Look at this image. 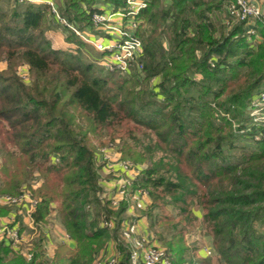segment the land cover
<instances>
[{"label":"trees","instance_id":"obj_1","mask_svg":"<svg viewBox=\"0 0 264 264\" xmlns=\"http://www.w3.org/2000/svg\"><path fill=\"white\" fill-rule=\"evenodd\" d=\"M13 2L9 14L0 8V192L17 195L33 174L42 179L31 191L39 199L35 223L55 203L75 243L58 245L55 262L96 264L112 239L116 264H130L120 234L127 203L116 210L100 204L90 135H106L122 140L123 159L146 163L131 189L148 190L152 202L144 216L170 264H206L185 245L198 218L195 203L220 261L264 264V118L251 115L264 93L263 29L262 41L252 44L244 21L212 19L226 0H151L139 14L146 25L138 32L140 73L110 81L80 53L50 47L43 37V26L54 19L50 5ZM60 2L62 18L93 31L90 16L99 0ZM68 36L85 45L73 32ZM20 64L27 66L25 81L17 74ZM104 219H114L112 230L102 226ZM163 223L168 238L154 231ZM41 238L30 259L0 243V264H46Z\"/></svg>","mask_w":264,"mask_h":264},{"label":"built area","instance_id":"obj_2","mask_svg":"<svg viewBox=\"0 0 264 264\" xmlns=\"http://www.w3.org/2000/svg\"><path fill=\"white\" fill-rule=\"evenodd\" d=\"M45 2L53 8V3L50 0H37ZM150 0H124V5L118 8H112L108 5L99 6V8L91 14V23L95 32L92 36L83 34L82 38L91 43L96 50L102 55L99 57V63L110 72L129 73L131 66L142 68V43L137 36L142 18L140 12L147 8ZM226 8L229 17L234 20L258 21L261 28L264 30V11L259 10L256 6L246 0H226ZM71 27V26H70ZM72 29V28H71ZM78 34L76 30L73 29ZM100 33V35H97ZM247 35L254 34L253 30H247ZM90 38H87V37ZM106 39V40H105ZM251 115L255 120L264 118L262 112L264 108V93H261L252 103ZM112 151L116 158H113ZM96 163L99 176L105 178L110 176L112 180L107 185L106 179L99 180V185L102 187L100 193L101 200L110 204V208L116 210L122 202L127 203L126 210L131 213L130 218L125 219L121 223L120 234L128 244L130 251V264H170V260L164 248L160 247L153 241L151 235H146L140 229L138 220L144 219L140 212L147 206V192L142 188L132 190L133 180L141 170L138 166L123 160L116 148L104 146L96 152ZM105 176V177H103ZM39 184V183H38ZM37 185L23 187L19 194L0 196L2 205L14 206L21 208L23 226L32 228L37 223L32 220L31 214L35 210L39 199L32 195V190ZM11 212V211H10ZM20 214V213H19ZM15 213H9L7 218L0 217V243L9 246L13 250H19V247L33 238L36 234L30 236L23 235L21 231L22 225L19 220L14 219ZM104 219L102 226L112 230L115 222ZM147 228V227H146ZM65 238H70L65 234ZM27 243L26 246H28ZM26 248V258L30 259L32 250ZM117 253L112 249L111 254L102 260L96 258V264H116Z\"/></svg>","mask_w":264,"mask_h":264},{"label":"rangeland","instance_id":"obj_3","mask_svg":"<svg viewBox=\"0 0 264 264\" xmlns=\"http://www.w3.org/2000/svg\"><path fill=\"white\" fill-rule=\"evenodd\" d=\"M50 1H52L53 8L55 10V11L52 10L53 14H54V19L52 21L46 23L45 26H43L44 27L43 28L44 29L43 37L48 40V42L50 43V47L52 49L64 50V51H68V52L73 53V54L80 53L81 54V59H83V62L90 61L91 63H93L94 67H97V68L101 69V71L97 72V73H100V75H103L104 77L109 78L110 81L119 79L121 77H130L132 75L140 73L141 69L134 67L135 65L131 66L129 73L110 72L109 70L104 68L98 61L99 57L102 54L98 50H96L95 47L91 43L85 41L82 38L83 34H85V35L87 34V36H92L91 33H93L94 30L92 31V30H88L87 29V30L81 31L74 24L68 23L64 18L61 17V14H60V12L58 10L59 6H61L60 0H50ZM99 1H100L99 2V6H103L104 3L101 2V0H99ZM18 2H19V6L20 7L24 6L25 3H32V4L45 3L44 1L43 2H38L37 0H18ZM45 4H47V3H45ZM13 5H14L13 0H0V8L2 9L3 13H5V14H9L10 13V10L13 7ZM19 6H18V9H20ZM48 18H50V16H48ZM90 20H91V16H90ZM62 25H67L68 29L71 32H73L75 35H77L79 37V39L83 43H85V45L83 44V45L80 46L77 42L72 41L71 38H69V36H68V35H70L71 32L69 30L66 31L63 28ZM140 26H145L146 27V25H141V24H140ZM73 29L76 30L78 32V34L75 33V31H73ZM138 32H139V28L137 29V36L139 37V39H140V41L142 43V40H141L140 36L138 35ZM98 35H100V33H98ZM87 38H90V37H87ZM164 46L167 49L168 43H167L166 40L164 41ZM77 47H80V51H78ZM142 47H143V44H142ZM142 57H143V55H142ZM4 66H5V64L1 62L0 63V67L2 68ZM26 67L27 66L24 65V64H20L17 67V74L20 76L21 79H24V81L28 77V71H27ZM26 81H28V80H26ZM157 81L159 82V80H157ZM153 83L154 82H153V79H152L151 80V85H153ZM139 88H140V85H139ZM101 137L102 138L90 135V144L95 146V148H96L95 149V153L98 151L99 148L110 145L111 148H114V147L116 148V152H119L120 157L122 158V146H123L122 140H120L118 138H116L114 140H110V139L107 138L106 135H103ZM101 142H104V144H101ZM113 152L114 151H112V154H113ZM1 160L2 159H1V154H0V166H1V163H2ZM56 160L57 159L55 158V161ZM123 160L138 166L140 169L146 167V163H143V162L135 163V162H133L132 160H130L128 158H124ZM96 171H97V174H98V180L107 179V177H105V176H103L105 178H101L99 176L100 170H98V164L97 163H96ZM33 175L37 176V173H35ZM33 175H32V177H30L29 179H27V181H25L23 183L22 187H30V186L37 185L38 183L39 184H38V186L36 188L41 186V184L43 182L42 179H40L39 176L34 177ZM1 188H2V185H1V182H0V189ZM100 189H102L101 186H100ZM144 190L148 194V196H147V201L148 202H147V206L144 208V210L140 212V214H143V216L145 215V211L149 208V206L151 205V202H152V198L149 195L148 190L147 189H144ZM4 194H5L4 192H0V196H2ZM8 195H10V194H8ZM100 201H101L100 204H106V206L108 205L107 208L111 209L110 208V204H108L107 202H105V201H103L101 199H100ZM168 209L169 210L166 211L168 214L176 215L175 211L171 207H168ZM111 210H113V209H111ZM193 210L196 213H198V218L196 219L193 227L191 229H189L187 231V233L185 234V238H184L185 239V245L188 246L191 249H193V248L196 249V253L200 249L204 250V252L206 253V256L204 258L206 260V264H224L222 261L219 260V258L216 255L215 250L212 247L211 236L209 234V229H208L206 223L204 222V220L201 217V208H200V206L197 203L193 204ZM10 211L12 213L13 212L15 213L14 219L20 221V224L22 225L21 231H22L23 235H28V236L31 237V235L36 233L33 236V238H29V240L26 242V244L21 245L19 247V250H17V251L14 250V251H16V254L17 253L21 254L22 256H24L26 258V256H25V254L27 252L26 248L29 247L32 250V253L34 254L35 253L34 252L35 245H36L37 241L39 240V237H41L42 232H41L40 228L37 225H35V227L33 226L32 228H25V226H23V222L21 220V216H22V214H24V212L21 210V208H16L14 206L2 205L0 203V217L1 218H7L9 213H11ZM156 213L158 214L159 212H156ZM162 216L159 217V220L164 219ZM31 217H32V220L34 221L33 213L31 214ZM144 219H145V222L147 224V227H148L150 233L154 235L153 231H151V229H150V221H149V219H147L145 216H144ZM39 224L42 225L43 227L47 226L49 229H52L54 227V225L56 224V225H59L64 230V232L66 233L63 225L60 222V217L57 214V211L55 209V203H53L52 210H50V212L48 213L47 217L45 218V221L38 223V225ZM154 231H159L164 238H168L167 226L164 223L157 225L154 228ZM41 239H44L43 235H42ZM47 241H49L48 238H47ZM27 243H29L28 246H26ZM159 244H160V246H162L164 248V246L162 245L161 241L159 242ZM31 250H30V252H31ZM194 253H195V251H194ZM32 255H31V257H32ZM194 255H196V254H193V256ZM97 256H98V253L96 254L95 257H97ZM43 259H45V263L46 264H57L53 257H50V259H46L45 255H43ZM38 260H41V258H38Z\"/></svg>","mask_w":264,"mask_h":264},{"label":"crops","instance_id":"obj_4","mask_svg":"<svg viewBox=\"0 0 264 264\" xmlns=\"http://www.w3.org/2000/svg\"><path fill=\"white\" fill-rule=\"evenodd\" d=\"M246 1L250 2L251 4L256 6L259 10L264 11V0H246ZM211 17H212V19H214L218 23H220V24L223 23L225 25H228L229 21L234 20V19L229 17V14H228V11L226 8V4H223L222 9L213 13ZM247 30H253L254 31V34H252V35H247L245 33L247 41L249 43L257 44V43H260L262 41V37H261L262 29H261L260 23L258 21H251L250 20L248 23H245L244 24V31L246 32ZM112 155H113V158H116L114 153ZM111 180H112V178L110 176H108L107 179L105 180V183H103L102 185L109 184V182ZM140 215H142V214H140ZM130 216H131V213L129 212V210L125 209V218L128 219V218H130ZM21 220H22V222H24L22 217H21ZM36 225L40 228L42 235L44 236V239L42 240V248L44 251L43 255H45L46 259H50V257H54L53 255H54L55 249L58 245L64 244L67 247L74 248V246H75L74 241L70 238L69 239L65 238L66 233L64 232V230L59 225L55 224L52 229H49L47 226L43 227L40 224L39 225L36 224ZM138 225H139L140 229L144 231L143 233H145L146 235H151L150 232L148 231V227H147V224L145 222V219L140 218L138 220ZM42 235H41V237H42ZM47 238L49 239V241H47ZM113 247H114V241L112 239H110L104 245V247L100 250V252L98 253L97 259L98 260L100 259L102 261L104 259H106L111 254ZM197 253H198V256H200L203 259L206 256V253L202 249L198 250Z\"/></svg>","mask_w":264,"mask_h":264}]
</instances>
